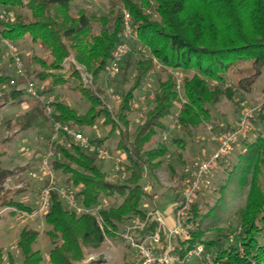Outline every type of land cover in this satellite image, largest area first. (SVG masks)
<instances>
[{"label":"trees","instance_id":"obj_1","mask_svg":"<svg viewBox=\"0 0 264 264\" xmlns=\"http://www.w3.org/2000/svg\"><path fill=\"white\" fill-rule=\"evenodd\" d=\"M74 1L77 0H0V7L6 12L15 7H24L29 12L27 16L8 17L7 21L1 18L0 35L14 44L28 36L32 43L42 45L48 52L46 60L33 59L39 69H32L31 73L38 80L50 83L49 88L40 93L66 83L60 71L69 56L90 73L91 84L84 86L78 71L70 67L69 76L77 82L74 89L88 103L86 111L78 114L66 104L54 101L52 117L82 133L102 119V124L108 127L106 137L90 141L103 146L106 138L116 134V149L124 155L122 165L126 177L121 182L109 181L98 157L70 137L65 139L64 145H56L51 165L54 173L63 174L65 181L76 188L74 196L82 205L110 200L101 214L106 227L110 228V231L106 229V234L112 237L113 232L131 218L146 215L141 204L152 196L146 186L156 184V171L169 152L168 146L156 138L165 130L164 121L171 116L180 92L184 102L175 122L190 136L200 124L211 121V108L215 104L222 98L232 100L236 89L250 91L261 74L264 69V0H111L113 7L107 15L101 16L84 9L71 14ZM118 3L123 7H117ZM124 10L131 16L134 43L122 65V76L125 78L130 68L135 74L132 85L120 94L117 110L112 112L105 106L98 79L114 46L121 40ZM94 25H98L97 31H93ZM136 47L146 49L147 55L138 53L140 57L134 61L132 53ZM245 62L250 64V74L239 78L234 85L229 84L226 75L236 64ZM27 67L29 73L30 64ZM153 71L157 76L151 106L132 127L129 114L134 91ZM9 81L10 76L0 68L1 96L11 99L13 104L25 102L29 106L13 125L27 130L38 118L49 122L43 105L37 100L26 101L25 90L10 85ZM252 124L257 131L254 140L250 143L242 140L247 153L239 181H247L248 191L238 211V231L228 235L219 230L216 235L207 236L201 224L210 214H200L194 201L185 220L187 237L177 239L176 252L183 256L188 250L202 246V253L200 258L195 257L186 264H264V103L252 117ZM173 143L180 148L183 146L177 139ZM237 168L234 165L229 175ZM169 169L173 171L172 167ZM4 174L0 170V210L11 206L30 211L6 193L1 194ZM225 187L222 185L220 190ZM172 200L177 201L178 196ZM50 201L43 219L44 234L50 243L49 264L81 262L87 249L100 248L104 236L93 217L68 210L54 191ZM153 230L154 224H149L144 234ZM38 234L37 230L26 226L19 230L16 247L21 264H43L41 253L33 248ZM7 258L8 264H14L10 253Z\"/></svg>","mask_w":264,"mask_h":264},{"label":"rangeland","instance_id":"obj_2","mask_svg":"<svg viewBox=\"0 0 264 264\" xmlns=\"http://www.w3.org/2000/svg\"><path fill=\"white\" fill-rule=\"evenodd\" d=\"M112 7L111 0H77L71 4V14L75 15L80 9H84L87 13L94 12L100 16L107 15ZM117 7L122 8L123 6L118 3ZM15 15L27 16L29 12L24 7H15L10 12H6L0 7V19L3 18L4 21H7L8 17L12 18ZM97 30L98 25H94L93 31ZM129 43L132 51L134 40ZM138 53H142L144 56L147 55L146 49L136 47L132 53L134 61L140 57ZM36 57L46 60L48 59V52L45 51L42 45L32 43L28 36L14 44L0 35V68L3 69L4 74L10 76V80L13 79L14 84L12 85L25 90L27 80H32L39 92L49 88L50 83L48 80L42 82L31 73L32 69H39L38 64L33 61ZM124 60L116 75L108 77L102 72L98 79V84L102 87L105 106L112 112L117 110L120 94L132 85V78L135 74L133 69L130 68L126 71L125 78H123L121 68ZM18 64H20L21 73H18ZM29 64L30 72L27 73V65ZM71 65L75 69L76 65L81 66L75 62L72 56L66 58L60 71L64 79H67L66 83L52 87L51 91L47 90L48 92L41 94L50 95L54 101H60L78 114H82L86 111L88 103L74 89L77 82L75 78L69 76ZM250 72L249 62L236 64L226 75L227 82L234 85L239 78L248 76ZM156 76L154 71L148 73L143 84L134 91L132 111L129 114L132 127L141 121L144 113L151 106V101H140V95L143 93L142 88L146 92L153 91ZM80 82L83 83L81 78ZM90 84L86 83V86H90ZM178 90L181 91L180 88ZM1 94L0 91V170L5 172L2 179L3 189L1 194L6 193L7 197H12L15 202H19L33 210L37 206L39 191L47 182V177L42 172L39 163L40 157L45 154L50 144L52 127L49 122L38 118L32 128L19 130L18 127L13 125V122L19 115L29 109V106L25 102L20 105L13 104L11 99H4ZM179 95L182 97L181 92ZM26 101L30 102L33 99L27 96ZM262 103H264V69L252 84L250 91L236 89L232 100L222 98L215 104L211 108V121L200 124L190 136L184 134L181 128L176 125L175 117L178 110L174 107L171 116L164 121L165 130L156 138V141L168 146L169 152L166 153L162 166L156 171V184L153 186L147 184L146 189L152 196L144 199L141 208L146 209L147 212L159 209L166 220L171 222L173 218L172 206L176 202L172 199L175 195L178 196V199L180 198L184 184L190 178L193 169L209 153L214 151L216 144L212 137L234 126L244 109H251L254 116ZM8 122L11 123V126ZM82 131L88 139L105 138L108 127L104 126L102 119H100L92 129H83ZM256 132L251 119L247 136L241 138L234 145L233 150L210 171L208 183L197 193L194 201L198 204L199 213L205 214L208 212L210 214L201 224V229L206 231L207 236H214L219 230L225 231L228 235L238 231L240 224L238 211L243 207L248 191L247 181L243 183L239 181L240 175L242 176L240 172L246 165L244 154L247 153L242 140L244 139L247 143L252 142ZM174 139L180 140V144L183 146L181 148L177 147L173 143ZM116 145V134L106 138L103 147L109 151L112 159H98L107 179L112 182H121L126 177L124 167L123 170H116L115 166H121L124 155L116 149ZM234 165L238 168L231 176L229 172ZM170 167L173 168V171H170ZM54 175L57 185L74 194L76 188L65 181L63 174L57 171ZM222 185H226L223 191L220 190ZM110 203V200H107L102 204L103 207H107ZM23 226L38 231L39 234L33 248L41 253L43 264H49L50 243L44 234L46 226L43 220L23 222L18 219L16 212L10 210L0 214V233L3 234L0 237L2 253L0 264H8V253L12 255L14 264H21V255L16 247V242L18 232ZM133 257V251L127 248L124 241L112 236L108 240H104L100 248L87 249L84 259L74 264H126L130 263Z\"/></svg>","mask_w":264,"mask_h":264},{"label":"built area","instance_id":"obj_3","mask_svg":"<svg viewBox=\"0 0 264 264\" xmlns=\"http://www.w3.org/2000/svg\"><path fill=\"white\" fill-rule=\"evenodd\" d=\"M121 40L118 42L112 52L110 59L104 69V73L108 77H113L120 70V65L127 54L131 52L130 41L134 40V31L131 24V16L127 11H123L121 22ZM76 69L80 73L83 84L91 83V76L85 70L84 66H77ZM18 73H21L20 64L17 65ZM9 84H14L13 79ZM179 87L177 86V89ZM143 93L140 95V101H152L153 91L146 92L142 88ZM26 95L39 101L43 107L49 123L52 127L50 144L44 155L40 157V167L47 177V182L39 191L37 206L30 211L18 210L14 207H4L0 210V214L10 210L16 212L18 219L23 222L32 220H43L49 211L50 194L56 192L64 206L76 214H86L94 218L98 228L104 236V240H108L111 236L106 234V227L101 210L104 208L102 203L92 206L82 205L72 192L57 185L55 173L52 170V161L56 155V145H64L65 139L70 137L71 140L82 146L87 152L95 154L100 159H112L111 154L102 145L95 144L90 141L80 131L73 129L71 126L56 121L52 117L53 98L50 95H43L37 90V86L32 80H27L25 86ZM184 102L183 97L179 95L175 102V108L180 110L181 104ZM176 113V115L178 114ZM253 113L251 109H244L234 126L218 133L212 137L216 147L214 151L209 153L197 166L193 169L190 178L185 182L184 188L178 201L172 206L173 218L171 222L167 221L164 214L159 209H153L146 212L143 218L133 217L124 223L120 230L113 232V235L124 241L127 248L133 251L134 257L131 264H186L193 258H200L202 246L188 250L183 256H179L176 252L177 239L187 237L185 220L190 210L191 204L194 202L197 193L208 183V175L214 169L219 161L227 156L234 145L249 133L251 119ZM164 135V134H163ZM122 158V156H121ZM116 170H123V165H116ZM31 173V172H30ZM29 173V174H30ZM19 186V185H18ZM149 224H154V230L144 234V230Z\"/></svg>","mask_w":264,"mask_h":264},{"label":"crops","instance_id":"obj_4","mask_svg":"<svg viewBox=\"0 0 264 264\" xmlns=\"http://www.w3.org/2000/svg\"><path fill=\"white\" fill-rule=\"evenodd\" d=\"M1 236H3V234H2V233H0V237H1Z\"/></svg>","mask_w":264,"mask_h":264}]
</instances>
